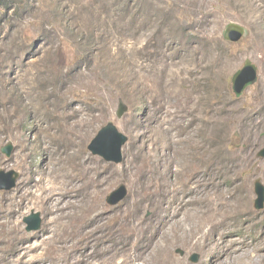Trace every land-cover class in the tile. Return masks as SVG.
<instances>
[{
  "label": "rangeland",
  "instance_id": "rangeland-1",
  "mask_svg": "<svg viewBox=\"0 0 264 264\" xmlns=\"http://www.w3.org/2000/svg\"><path fill=\"white\" fill-rule=\"evenodd\" d=\"M0 4V146L14 145L0 169L19 173L0 190V264H142L145 243L152 264H209L212 253L179 237L157 248L233 203L213 247L221 258L242 244L264 255V201L254 206V181L264 186V0ZM229 23L246 34L227 41ZM246 59L258 79L235 96L231 75ZM109 120L127 135L117 163L87 148ZM121 183L126 196L108 204ZM230 192L228 205L210 201ZM31 211L41 222L27 231Z\"/></svg>",
  "mask_w": 264,
  "mask_h": 264
},
{
  "label": "water",
  "instance_id": "water-1",
  "mask_svg": "<svg viewBox=\"0 0 264 264\" xmlns=\"http://www.w3.org/2000/svg\"><path fill=\"white\" fill-rule=\"evenodd\" d=\"M246 34L245 29L236 24L229 23L223 31V37L227 41H238ZM258 79V71L255 64L246 59L241 67L231 75V89L235 96H238L249 85L254 84ZM127 110L126 103L120 98L118 99L115 114L117 117H122ZM127 141V135L121 132L116 125L111 121H107L100 126L94 136L87 145L88 150L94 154L99 155L107 161L120 162L122 160V146ZM14 145L12 141H7L0 146V152L6 157L10 156ZM257 156L264 157V146L258 150ZM19 173L14 169L4 170L0 169V190H10L16 185ZM254 191L256 198L254 199V206L261 208L264 201V186L256 179L254 181ZM127 194L125 184H119L107 196L106 202L108 204H117ZM26 224V230L32 231L40 227V213L31 211L28 215L23 217ZM181 254L183 251L179 249ZM197 255L190 256V260H196Z\"/></svg>",
  "mask_w": 264,
  "mask_h": 264
},
{
  "label": "bare ground",
  "instance_id": "bare-ground-1",
  "mask_svg": "<svg viewBox=\"0 0 264 264\" xmlns=\"http://www.w3.org/2000/svg\"><path fill=\"white\" fill-rule=\"evenodd\" d=\"M65 182L63 183V187H62V194H63L62 197L67 195V193L71 189L74 188L73 178H69L68 183H65ZM53 186L51 185L48 187H43V188H41V191L43 192V191L51 190L53 188ZM57 188H59V187H57ZM236 195H237L236 192H230L229 196L226 198V195L217 194V195L213 196L210 199V201L222 203L223 205H228L230 203V199ZM196 201H198V200H196V198H193V196L185 199L183 202V206L185 207V210L187 209L188 212L193 211L192 205ZM213 211H215V212L212 213ZM236 214H237V210L235 209L234 203L232 204L231 207H227V208H221V207H220V209H218L217 207L212 208L208 212V214H206V219L204 221H202L196 225L188 226L189 228L187 227L188 228L187 232L182 237L179 236L180 235L179 233H178L179 235H176L177 232L176 233L172 232L170 234L165 235L164 234L165 231H164L163 232V235H165V236H163V237H165L163 239L164 242L162 245H160L159 248H157V250L158 251L161 250L160 253H163L164 247L167 244L166 241L169 240L171 242L173 240H176L179 237L180 239H183L184 241H189L193 246H201L202 248L205 247L204 248L205 253L206 252L212 253V256L209 257V259H208L209 264H264V255L259 250H257L258 248L252 249L248 244H242L238 248L233 250L234 251L233 257H228L225 254V256H223V258H221L223 255V252H221L217 249L218 246H217V248L213 247L214 240L217 239L215 235L219 234L220 231L224 230L227 226L232 224V221L230 220V218L233 215L236 216ZM168 215H170V214H168ZM188 216H189V214H188ZM161 218H163V217H161ZM190 219H191V217H190ZM162 221H163V219H162ZM180 222L182 223V220ZM186 223H185V225H186ZM181 225H183V224H181ZM214 226H215V228H214ZM180 229H181V226H180ZM210 234L213 236L212 240L211 241H204V237L206 235H210ZM152 248H154V247L152 246ZM152 248L150 246L148 247L146 243L143 246H141V249L138 252V257H140V260H142V262H143L142 264H152V261L154 260V256L157 253V252L155 253V251ZM213 251H215V253ZM156 257H157V255H156ZM251 260H253L254 263H252Z\"/></svg>",
  "mask_w": 264,
  "mask_h": 264
},
{
  "label": "trees",
  "instance_id": "trees-1",
  "mask_svg": "<svg viewBox=\"0 0 264 264\" xmlns=\"http://www.w3.org/2000/svg\"><path fill=\"white\" fill-rule=\"evenodd\" d=\"M2 4V3H1ZM1 4H0V6H1Z\"/></svg>",
  "mask_w": 264,
  "mask_h": 264
}]
</instances>
